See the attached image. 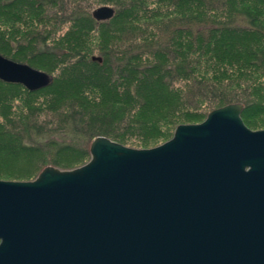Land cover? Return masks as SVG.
Returning a JSON list of instances; mask_svg holds the SVG:
<instances>
[{
	"label": "trees",
	"instance_id": "trees-1",
	"mask_svg": "<svg viewBox=\"0 0 264 264\" xmlns=\"http://www.w3.org/2000/svg\"><path fill=\"white\" fill-rule=\"evenodd\" d=\"M0 55L53 77L0 81V155L39 157L32 179L84 164L97 136L149 149L231 103L249 129L264 114V0H0ZM18 88L47 99L17 109Z\"/></svg>",
	"mask_w": 264,
	"mask_h": 264
},
{
	"label": "water",
	"instance_id": "water-1",
	"mask_svg": "<svg viewBox=\"0 0 264 264\" xmlns=\"http://www.w3.org/2000/svg\"><path fill=\"white\" fill-rule=\"evenodd\" d=\"M0 81L35 92L52 78L0 55ZM243 108L149 149L97 136L78 167L0 180V264H264V129Z\"/></svg>",
	"mask_w": 264,
	"mask_h": 264
},
{
	"label": "rangeland",
	"instance_id": "rangeland-1",
	"mask_svg": "<svg viewBox=\"0 0 264 264\" xmlns=\"http://www.w3.org/2000/svg\"><path fill=\"white\" fill-rule=\"evenodd\" d=\"M91 6V9H95L99 7L95 4H89ZM93 54L97 55L98 53L96 51L93 52ZM53 79V77L51 76ZM6 93L12 95L15 93V96L18 97V100H16L14 105L17 109H26L27 107L34 106L33 104L36 102H40L42 99H47L44 94H33L29 97H21L22 89L18 88V92H11L10 90H4ZM21 92V93H20ZM14 95V94H13ZM12 95V96H13ZM252 122H256L255 126L256 128L251 130H262L264 128V114H256L250 118ZM1 131V130H0ZM138 139V137H136ZM135 140V137L133 138ZM125 146V145H124ZM130 147V146H128ZM135 148V147H131ZM140 149V148H137ZM39 157L37 156H29L28 154H22L20 156H11L9 154H2L0 155V180H6V181H12V180H32V176L36 171V165ZM67 159V156H66ZM58 167V166H55ZM60 168V167H58ZM62 169V168H60Z\"/></svg>",
	"mask_w": 264,
	"mask_h": 264
}]
</instances>
